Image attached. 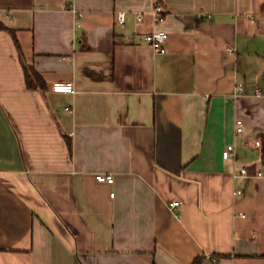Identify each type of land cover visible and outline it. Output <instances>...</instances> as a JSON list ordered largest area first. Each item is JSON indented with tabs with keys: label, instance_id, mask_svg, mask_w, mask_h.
I'll list each match as a JSON object with an SVG mask.
<instances>
[{
	"label": "crops",
	"instance_id": "obj_1",
	"mask_svg": "<svg viewBox=\"0 0 264 264\" xmlns=\"http://www.w3.org/2000/svg\"><path fill=\"white\" fill-rule=\"evenodd\" d=\"M0 23V264H264V175L234 177L264 173V0H0Z\"/></svg>",
	"mask_w": 264,
	"mask_h": 264
},
{
	"label": "built area",
	"instance_id": "obj_2",
	"mask_svg": "<svg viewBox=\"0 0 264 264\" xmlns=\"http://www.w3.org/2000/svg\"><path fill=\"white\" fill-rule=\"evenodd\" d=\"M151 12L156 22L160 23L165 19L166 11L162 4L160 3L156 4ZM198 15L200 17H203L205 15L208 16V18L211 17V14L203 12V11H199ZM82 16H83V13H79V17H82ZM143 18H144L143 13H139L138 19L142 20ZM117 20H118V23H120V25H124L126 22V12L120 11L118 13ZM167 35H168L167 31L160 29V30H156V31L146 34L145 40L148 43H150L156 51L160 53H165L167 52V46H166ZM229 51L233 52L234 50L230 48ZM53 88L56 91H75L74 85L72 83L61 82V81L55 82L53 85ZM237 91L238 92L244 91V85L240 83L237 86ZM261 93H262L261 89H257V94H261ZM242 130H243L242 126L237 128L238 132ZM256 144L258 146H262V141L260 139H257ZM235 150H236V147L234 144L232 143L228 144L223 151V157L227 160L232 159L234 157ZM235 163L237 164L236 170L234 171L235 178H249L252 176L261 177L264 175L263 171L261 170L257 171L255 174H252L250 170V165L248 163L236 162V160H235ZM96 178L99 181H107L110 183H113L115 181V177L113 174L97 173ZM242 193H243L242 189L235 190V194L237 195L242 194ZM179 204H180L179 200L170 201L169 203L170 209L174 210Z\"/></svg>",
	"mask_w": 264,
	"mask_h": 264
},
{
	"label": "trees",
	"instance_id": "obj_3",
	"mask_svg": "<svg viewBox=\"0 0 264 264\" xmlns=\"http://www.w3.org/2000/svg\"><path fill=\"white\" fill-rule=\"evenodd\" d=\"M0 26L3 27V25L0 23ZM26 79H27V85L29 88H44L45 84L42 78V75L39 73V71L34 67H26ZM262 141V156L264 161V136H261ZM205 256L199 255L194 260L193 264H202Z\"/></svg>",
	"mask_w": 264,
	"mask_h": 264
}]
</instances>
